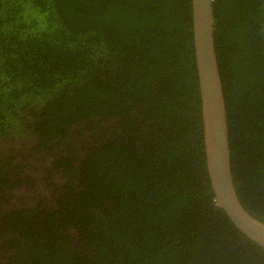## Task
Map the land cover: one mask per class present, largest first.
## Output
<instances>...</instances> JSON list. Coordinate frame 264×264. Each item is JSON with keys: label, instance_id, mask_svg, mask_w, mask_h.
I'll use <instances>...</instances> for the list:
<instances>
[{"label": "trees", "instance_id": "1", "mask_svg": "<svg viewBox=\"0 0 264 264\" xmlns=\"http://www.w3.org/2000/svg\"><path fill=\"white\" fill-rule=\"evenodd\" d=\"M232 177L264 220V0H212ZM0 264H264L206 164L192 0H0Z\"/></svg>", "mask_w": 264, "mask_h": 264}, {"label": "water", "instance_id": "2", "mask_svg": "<svg viewBox=\"0 0 264 264\" xmlns=\"http://www.w3.org/2000/svg\"><path fill=\"white\" fill-rule=\"evenodd\" d=\"M193 43L207 170L218 205L250 240L264 247V220L240 202L232 177L228 120L215 50L212 0H192Z\"/></svg>", "mask_w": 264, "mask_h": 264}]
</instances>
